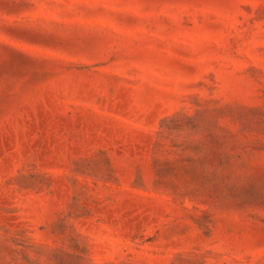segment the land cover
Here are the masks:
<instances>
[{
    "label": "rangeland",
    "instance_id": "374dc122",
    "mask_svg": "<svg viewBox=\"0 0 264 264\" xmlns=\"http://www.w3.org/2000/svg\"><path fill=\"white\" fill-rule=\"evenodd\" d=\"M0 264H264V0H0Z\"/></svg>",
    "mask_w": 264,
    "mask_h": 264
}]
</instances>
